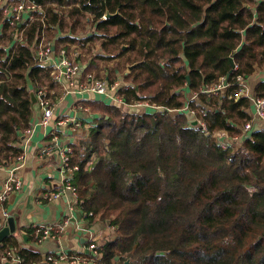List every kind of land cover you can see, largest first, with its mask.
I'll return each instance as SVG.
<instances>
[{"label": "trees", "instance_id": "obj_1", "mask_svg": "<svg viewBox=\"0 0 264 264\" xmlns=\"http://www.w3.org/2000/svg\"><path fill=\"white\" fill-rule=\"evenodd\" d=\"M35 1L46 9V35L55 39V50L59 43L69 48L97 41L112 53L109 58L129 52L126 62L137 65L125 76L130 82L122 91L125 102L148 98L162 106L128 112L90 100L98 115L86 138L69 145V165L77 166L69 176L78 192L76 205L114 232L98 247L100 261L264 264V129L242 134L252 120L251 104L234 97L235 76L247 79L264 67V0ZM0 20V161H5L22 151L15 142L30 126L31 93L56 84L33 49L42 22L27 26L13 50L8 23ZM87 51L91 58L83 72L96 58H106ZM221 80L224 90H209ZM192 92L197 99L188 106L206 130L179 111ZM254 92L264 97V80ZM218 131L240 140L223 147L213 137ZM28 231L32 239V228ZM6 245L17 248L19 264L40 260L38 252L16 246L11 237L0 243V255Z\"/></svg>", "mask_w": 264, "mask_h": 264}, {"label": "crops", "instance_id": "obj_2", "mask_svg": "<svg viewBox=\"0 0 264 264\" xmlns=\"http://www.w3.org/2000/svg\"><path fill=\"white\" fill-rule=\"evenodd\" d=\"M263 80L264 67L256 68L253 75L245 78L250 92H254L256 84ZM54 86L48 87L51 91L49 96L55 103L52 120L46 125L40 123L41 109L35 102L28 127L30 133L24 134L22 130L15 142L22 151L16 156H9L7 160L0 161V190L11 173L15 172L23 181L21 190L10 193L1 207L6 209L8 217L15 216V231L8 237L15 239L16 246L39 253L40 260L29 264H70V257H74L78 264H93L89 262L92 253L89 245L95 243L100 247L104 242L111 240L114 236L112 227L97 217L91 220L90 215L78 205L70 207L69 200L72 197L69 192L54 198L50 195L60 191L67 175L70 176L73 172L63 170V151L70 148V144L78 145L80 140L86 138L93 118L98 115L93 112V106L89 101L95 99L111 101L101 94L68 92L65 80L62 84ZM86 106L89 110H85ZM250 113L252 130L264 129V122L253 113L252 108ZM60 117H73L81 122L82 126L75 130L72 129L71 122L57 126L56 120ZM218 132L221 140L228 142L231 140L226 131ZM17 156H22V159L17 160ZM15 167L17 168L14 169ZM6 221L0 214V228ZM35 226L51 227L50 235L38 242ZM28 228H32L34 236L32 239ZM8 245L4 249H9ZM10 249L18 254L16 247ZM47 255L56 258L66 255L67 259L59 258L51 262L46 260ZM98 262L103 264L100 256ZM6 264L17 263L8 260Z\"/></svg>", "mask_w": 264, "mask_h": 264}, {"label": "built area", "instance_id": "obj_3", "mask_svg": "<svg viewBox=\"0 0 264 264\" xmlns=\"http://www.w3.org/2000/svg\"><path fill=\"white\" fill-rule=\"evenodd\" d=\"M55 5V4H54ZM83 16L86 14L83 13ZM0 16L3 17V20L8 23V29L6 34H10L13 39L10 42L9 46L14 48L23 41V31L24 29L32 24L34 21L39 20L42 22L43 31L39 36V39L34 42V51L35 55L38 57L39 62L47 65L50 70L51 80L55 84H62V81L65 80L67 91L71 93H93L105 95L109 98L111 103L120 106L124 111L130 110H161L162 106L152 102L150 99H141L135 100L133 103L127 104L123 98L122 91L126 90L128 85H120L116 80L112 83H109L105 78H98L91 72H83L86 64H81L82 62L79 59V52L76 50L77 45H70L69 48L62 46L60 43L57 50H55V39L47 38L46 31V9L41 4L35 0H0ZM102 18H107L105 14ZM90 21V18L87 19ZM2 22L0 20V32L3 28ZM70 49V50H69ZM222 79V78H221ZM236 83L239 85L237 92L234 94L235 98L247 97L250 101L251 108L253 113L264 122V97L258 96L255 92H250L248 85L245 81V78L242 75L235 76ZM227 87L226 81L221 80L215 87H210L211 91L224 90ZM49 89L47 86H41L36 92V102L41 109V119L40 123L43 125L48 124L53 117L55 103L53 99L49 96ZM51 93V91H50ZM197 93L192 92L183 108L179 111H184L192 118V126L201 127L203 130H206L205 121L195 117V110L188 106V101L196 100ZM85 110H89V107L86 106ZM195 117V118H194ZM195 120V121H193ZM71 122L73 125V130L82 126V123L77 121L73 117L63 118L60 117L56 120V125L60 126ZM252 130L251 121L245 122L242 126V134L248 135ZM24 134H29L30 129H24ZM219 132L214 133L213 137L221 146H226L228 141L221 140L218 136ZM240 140L237 137H232L230 141ZM229 141V142H230ZM71 148H65L62 153V165L63 170L70 173L77 166L69 165V152ZM17 160L22 159V156H17ZM18 167V166H17ZM15 167L14 169H16ZM1 169V165H0ZM23 181L16 173H11V175L6 179L2 190H0V214L3 220L6 221L8 213L6 209L2 206L3 202L7 199L10 193L21 190ZM66 192L70 193L72 197L70 202V207L76 205L78 201V192L77 188L71 184L69 181V175L65 180V184L60 191H57L50 195V197H58L61 194ZM91 214V213H90ZM51 227L35 226V235L37 240L42 241V239L50 235ZM91 249V257L89 259L90 263L100 264L98 262L100 252L95 243L89 245ZM60 259H67L66 255L58 256L57 258L53 255H47V261H57ZM8 260H13L15 263L19 264L22 258L13 250L5 249L4 252L0 255V264H6ZM70 264H78V261L74 257H70Z\"/></svg>", "mask_w": 264, "mask_h": 264}, {"label": "rangeland", "instance_id": "obj_4", "mask_svg": "<svg viewBox=\"0 0 264 264\" xmlns=\"http://www.w3.org/2000/svg\"><path fill=\"white\" fill-rule=\"evenodd\" d=\"M88 16L87 14L84 16ZM90 18V17H89ZM47 38H50L47 36ZM72 45V44H71ZM77 44H74L75 46ZM77 47L76 50L79 52L80 55V61L82 62L81 64H85L91 56L87 51V48L90 47L92 50V55L96 54H104L106 55V58H96L95 62H92L93 66L91 67V70L89 72L93 73L96 75L98 78H105L107 79H114V81H118L120 85H128V81L125 80V76L128 73H130L132 70H129L126 65H131L132 63H127L126 62V56L128 53L124 54L123 56H118V57H112L109 58L107 57L109 54H112L110 52H104L99 48V44L97 41L91 42V43H86L85 47L81 45L75 46ZM124 49H126V46H123ZM70 50V49H69ZM87 73V72H86ZM128 82V83H127ZM110 83V82H109ZM104 223V222H103Z\"/></svg>", "mask_w": 264, "mask_h": 264}, {"label": "water", "instance_id": "obj_5", "mask_svg": "<svg viewBox=\"0 0 264 264\" xmlns=\"http://www.w3.org/2000/svg\"><path fill=\"white\" fill-rule=\"evenodd\" d=\"M108 16V14H107ZM137 65V62L132 63L131 65H128L127 68L129 70H132L135 66ZM230 65H231V70L234 67V62L233 59L230 58ZM187 80H189V76H187ZM225 82V81H224ZM137 88V86H136ZM31 98L32 102H36L35 95L31 93ZM129 112H144V110H130ZM15 231V216L11 215L8 217L6 223L0 228V243L9 235L13 234ZM115 259H118V256L115 257ZM129 260H126L125 262L127 263Z\"/></svg>", "mask_w": 264, "mask_h": 264}, {"label": "bare ground", "instance_id": "obj_6", "mask_svg": "<svg viewBox=\"0 0 264 264\" xmlns=\"http://www.w3.org/2000/svg\"><path fill=\"white\" fill-rule=\"evenodd\" d=\"M88 214H90V213H88Z\"/></svg>", "mask_w": 264, "mask_h": 264}]
</instances>
